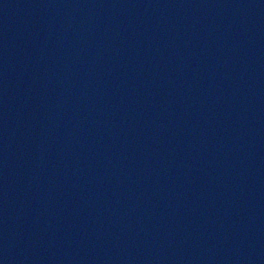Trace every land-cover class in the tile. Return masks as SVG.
<instances>
[{
  "label": "water",
  "instance_id": "95a60500",
  "mask_svg": "<svg viewBox=\"0 0 264 264\" xmlns=\"http://www.w3.org/2000/svg\"><path fill=\"white\" fill-rule=\"evenodd\" d=\"M0 264H264V0H0Z\"/></svg>",
  "mask_w": 264,
  "mask_h": 264
}]
</instances>
